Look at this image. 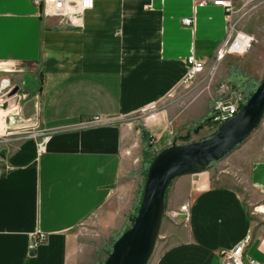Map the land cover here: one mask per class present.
<instances>
[{
    "label": "crops",
    "instance_id": "0c3cea01",
    "mask_svg": "<svg viewBox=\"0 0 264 264\" xmlns=\"http://www.w3.org/2000/svg\"><path fill=\"white\" fill-rule=\"evenodd\" d=\"M195 6L194 0H94L75 29L41 16L32 0H0V63L15 69L6 75L11 94L20 95L29 114L11 126L17 114L2 113L0 264L94 262L132 212L102 226V236L78 237L77 230L115 200L137 148L147 143L154 156L181 144L176 139L201 140L211 132L210 103L224 85L238 91L243 83L258 85L259 58L248 72L229 76L234 61L226 57L210 76L215 52L239 29L234 12ZM192 16V27L182 24ZM191 55L206 67L181 85ZM23 73L33 81L22 102L15 83ZM93 117L102 123L90 124ZM263 144L264 119L222 169L171 183L151 264H228L220 251L240 243L244 261L264 264V216L248 211L236 185L243 179L264 200ZM38 234L43 241L32 248Z\"/></svg>",
    "mask_w": 264,
    "mask_h": 264
},
{
    "label": "water",
    "instance_id": "95a60500",
    "mask_svg": "<svg viewBox=\"0 0 264 264\" xmlns=\"http://www.w3.org/2000/svg\"><path fill=\"white\" fill-rule=\"evenodd\" d=\"M15 91L12 92V94ZM264 119V71L239 112L210 136L198 141L172 143L148 165L142 194L131 225L114 241L103 264H148L153 254L171 183L205 171L243 144ZM6 150L0 152L3 158Z\"/></svg>",
    "mask_w": 264,
    "mask_h": 264
},
{
    "label": "rangeland",
    "instance_id": "374dc122",
    "mask_svg": "<svg viewBox=\"0 0 264 264\" xmlns=\"http://www.w3.org/2000/svg\"><path fill=\"white\" fill-rule=\"evenodd\" d=\"M250 1L251 0H234L233 1L234 13L232 16V20L234 22H236V24H237L236 29H239L238 31L244 33L245 35L250 36L251 38H253V41L251 42L250 48L246 53H244L242 55L226 56L227 58L232 57V59L234 61V65L233 64L231 65L232 69L228 68V70L226 71V74H229V76H232L234 72H238L239 76H240V72H242V71L248 72L247 66L249 67L250 64H252V60L254 58H255V62L258 58L261 60V67L259 68V74H260V71L261 72L264 71V4H262L259 7L252 9L254 4H253V2H250ZM252 55H254V57L252 59H250L249 57H251ZM217 67L218 66H216V68L210 73V76H213L216 73ZM236 67H237L238 71L235 70ZM255 70H258V68ZM224 75H225V73H224ZM255 75H258V71H257V74H255ZM30 76H31V74L28 75V74L23 73V74L19 75V82L15 83L16 87L20 88V90H21L22 102H23V100L25 101V100H27V98H29L28 92L31 91L29 89L32 87L31 84L33 81L32 77H30ZM227 78H229V77L227 76ZM241 85H242L241 89L243 90V88L245 87V84L243 83ZM211 103H212V101H211ZM211 103H210V105H211ZM23 112H24L23 106L20 105L19 111L17 112V116L15 117L14 120L9 122V124L12 126V124L13 125L19 124V122H21L20 119H24V120L29 119L28 118L29 114L26 111L24 113ZM12 115L15 116L14 114H12ZM25 125H29V123H27ZM252 134L249 136V138L252 136ZM201 136H204L201 138V139H203V138L210 136V134L207 135L206 132H204L201 134ZM196 139H197V137L190 136L186 140H184V138L176 139V140L179 143H187L189 141L196 140ZM147 142H149V141H147ZM147 146H148L147 143H145V145L143 146L144 148L143 147H142V149L137 148V151L133 154V162H132V169H131L132 172L127 174L126 176L122 177L119 180L118 185L116 187V192L113 196V198L116 197L115 200L112 201L111 203L107 204L99 214H95L93 217H91L85 223V225L83 227L78 228V230H77L78 237H84V236H87V237L95 236L96 237V235L102 236L103 230L100 231L101 229H103L102 226L107 225L109 222L119 224L125 218V217L123 218V216L128 214L130 211L132 213H131V217H129V219L127 220V225H126L127 227L126 228H128L131 225L130 220L132 218H134L136 215V212H137V209L139 206V202H138L139 194H140L142 184L144 183V179L142 177L143 173H141V171H140L144 168V166L142 167V165H141V164H143L142 157H143V161H147V163L149 161L151 162V160H152L151 158L148 159V157L150 156V152H148ZM143 150H144V153L142 155L141 151H143ZM140 155H142V156L140 157ZM137 156L139 157L140 162L137 160H134V159H136ZM150 157H152V156H150ZM223 159H221L219 161L212 162L209 165L208 169H210V168L214 169V170L222 169L223 163H224ZM204 172H206V171H204ZM183 178H185V177H183ZM236 185H237L238 189L240 190V193L242 194V199L245 203V206L246 207L248 206L247 207L248 211L250 213L254 214V217H259V216L263 217L264 216V213H263L264 207H258V206L260 204L264 203V200L258 199L247 188L246 183L243 179H241L240 182H237ZM170 186L168 187L166 194H165L163 215L170 210V206H169V197H170L169 188H170ZM259 208H261L262 211H259ZM124 230L121 233L115 234L112 238L109 237L108 249L105 252H101V254L98 256V258L94 260V262H93V258H92V259H89V262H86V264H103L108 253L111 250V246L114 243L115 239L118 238V236H120L124 232ZM97 233H99V234H97ZM160 241H161V238L158 237L156 240V243L157 242L159 243ZM155 248H156V244H155ZM155 248H154V250H155ZM105 253H106V255H105ZM153 254H154V251H153ZM153 254H152L148 264H151L152 259H153Z\"/></svg>",
    "mask_w": 264,
    "mask_h": 264
},
{
    "label": "built area",
    "instance_id": "2783aa9c",
    "mask_svg": "<svg viewBox=\"0 0 264 264\" xmlns=\"http://www.w3.org/2000/svg\"><path fill=\"white\" fill-rule=\"evenodd\" d=\"M250 2L254 4L252 9L264 4V0H251ZM32 3L38 8L41 16L57 19L66 27L75 29L82 28L85 13L94 7V0H32ZM194 3L195 7H203L208 3H212L214 6L223 7L228 14L234 12L233 0H194ZM193 22V16L182 19V24L185 26L192 27ZM252 41L253 38L240 31L229 32L215 52L209 65V72H212L216 66L222 63L226 56L246 53ZM186 65L187 70L181 85L192 84L196 77L204 72L206 67L204 61L197 60L192 55L187 58ZM13 73H15V69L12 66L0 63V112L6 115L17 114L21 102L19 94H11L14 86L6 77L7 74ZM247 98L244 92L232 89L229 84L224 85L217 95V99H214L210 105L207 118V122L210 124V135L222 123L234 117L245 104ZM101 123L102 120L99 117H93L90 120V124ZM261 150L264 153V144ZM171 215L172 217L176 216L175 213ZM43 238L42 234H38L36 242L32 244V248L42 242ZM244 248L245 244L240 243L232 249L220 251V255L226 259L228 264H257L250 259L243 260Z\"/></svg>",
    "mask_w": 264,
    "mask_h": 264
},
{
    "label": "trees",
    "instance_id": "16d2710c",
    "mask_svg": "<svg viewBox=\"0 0 264 264\" xmlns=\"http://www.w3.org/2000/svg\"><path fill=\"white\" fill-rule=\"evenodd\" d=\"M256 86H257V84H250V83H247V84L245 85V87L243 88V90H242V89H239V90H241L242 92H244V93L246 94V96L249 97V96L252 94V92L255 90ZM154 157H155V155L152 156L151 159H153ZM149 163H150V161L145 165V167H144V169H143V175H142V177H143L144 180H145V176H146V173H147V168H148ZM142 186H143V184H142ZM141 194H142V187H141V190H140V194H139L138 202H140ZM133 219H134V218H132V219L130 220V223H132ZM126 229H127V228H126ZM126 229H125V230H126ZM125 230H124V231H125ZM118 238H119V236H118ZM118 238H116L115 241H116ZM108 254H109V253H108Z\"/></svg>",
    "mask_w": 264,
    "mask_h": 264
},
{
    "label": "bare ground",
    "instance_id": "6f19581e",
    "mask_svg": "<svg viewBox=\"0 0 264 264\" xmlns=\"http://www.w3.org/2000/svg\"><path fill=\"white\" fill-rule=\"evenodd\" d=\"M2 117H3V114H2V112H0V130L2 129V127H3V119H2Z\"/></svg>",
    "mask_w": 264,
    "mask_h": 264
}]
</instances>
